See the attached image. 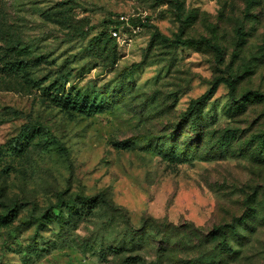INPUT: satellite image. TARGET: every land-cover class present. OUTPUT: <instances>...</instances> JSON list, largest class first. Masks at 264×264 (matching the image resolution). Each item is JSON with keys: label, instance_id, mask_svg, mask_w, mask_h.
Returning a JSON list of instances; mask_svg holds the SVG:
<instances>
[{"label": "rangeland", "instance_id": "rangeland-1", "mask_svg": "<svg viewBox=\"0 0 264 264\" xmlns=\"http://www.w3.org/2000/svg\"><path fill=\"white\" fill-rule=\"evenodd\" d=\"M75 93L99 112L65 105ZM257 136L264 0H0V220L17 211L0 264H264ZM85 197L94 210L67 209Z\"/></svg>", "mask_w": 264, "mask_h": 264}, {"label": "trees", "instance_id": "trees-1", "mask_svg": "<svg viewBox=\"0 0 264 264\" xmlns=\"http://www.w3.org/2000/svg\"><path fill=\"white\" fill-rule=\"evenodd\" d=\"M141 26H142V24H141ZM100 36L101 37L107 36L106 32L101 31ZM100 36L92 38L90 40L88 46H90L91 43H94L98 40H101ZM108 38L113 40L110 36H108ZM165 40L167 41V39H165ZM173 43L176 46H184L188 43V40L182 39L181 34H180L179 36H177L173 40ZM209 45H210V47L216 49L213 45H211V44H209ZM67 77L68 76H65L64 79H67ZM223 81H225V83L228 85L229 90H230V94L232 96V92L234 89V81H227V80H223ZM217 85L218 84L215 83L209 91H207L205 94H203L199 99L193 101L189 105L187 111L185 112L183 119L187 123H189V126L191 128V132H192V137H190L189 140H192V141L199 140V137L201 135L200 129L202 127V110L205 107L206 103L213 96ZM52 89L55 91L56 95H61V96L65 95V91L62 89V85L57 84V82L53 86H50L48 88V91H51ZM255 95L257 96V94H255ZM64 103L67 106H71L72 109L75 110V112H77V113H85L87 115H91V114H97L99 112L98 108H96L97 107L96 104H94L95 102L90 101L87 96L80 95L78 93H75V96H71L70 94H66V98H65ZM256 140L259 141L260 145L264 146V138L257 136ZM227 142H229V140H228L227 136H224V143H225L224 145H227L228 144ZM190 147H191V145L188 146V149H192ZM169 154L175 158L186 157L185 154L180 156V155L176 154L174 151H170ZM82 200H83V202H82L83 206H80L82 203L79 205V203H77L75 201V205L67 203L66 204L67 209L70 211L75 209V212H76V211H80L81 208H87L90 210H94L97 206V198L96 197H89V198L85 197ZM16 212H17L16 206H15V209H10L3 216V219L0 220V227H2L3 229H9L11 227L13 221L16 218V215H17ZM78 215H80V214H78ZM45 219H46V217H45ZM238 220H236V223ZM143 225L146 226V223L144 222ZM229 227H234V226H233V224H229V225H222V226L215 227L212 229V231L208 235L206 234L205 236L207 238H209V240L220 239L221 237L224 236V235H222L223 230L226 228H229ZM220 247L222 250H223L222 247H224V249L227 251V253L232 252L231 246H230L229 242H227V239H225L221 242ZM221 249L218 247V250H217V247H216V251H217L216 253L218 254Z\"/></svg>", "mask_w": 264, "mask_h": 264}, {"label": "built area", "instance_id": "built-area-1", "mask_svg": "<svg viewBox=\"0 0 264 264\" xmlns=\"http://www.w3.org/2000/svg\"><path fill=\"white\" fill-rule=\"evenodd\" d=\"M127 22H128L127 18H125L124 16H120L118 25H123V24L127 25ZM140 26H141V24L134 26L133 29H132V32L133 33L138 32L140 30ZM119 29L120 28L117 27V25L110 27V29H109L110 37L113 38V39L121 41V43H124L126 40L125 39H121L120 30ZM127 40H129V39H127Z\"/></svg>", "mask_w": 264, "mask_h": 264}]
</instances>
